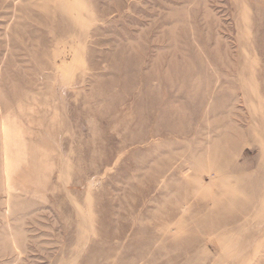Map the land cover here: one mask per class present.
<instances>
[{
  "label": "rangeland",
  "instance_id": "rangeland-1",
  "mask_svg": "<svg viewBox=\"0 0 264 264\" xmlns=\"http://www.w3.org/2000/svg\"><path fill=\"white\" fill-rule=\"evenodd\" d=\"M262 133L264 0H0V264H264Z\"/></svg>",
  "mask_w": 264,
  "mask_h": 264
},
{
  "label": "bare ground",
  "instance_id": "bare-ground-1",
  "mask_svg": "<svg viewBox=\"0 0 264 264\" xmlns=\"http://www.w3.org/2000/svg\"><path fill=\"white\" fill-rule=\"evenodd\" d=\"M261 130H263V129H261ZM245 134H246V131L244 129H239L237 127H233V126L229 125L228 128L225 130V132L222 134V137L220 138V140L225 138L226 142L228 141V143L229 142L232 143L233 142V138L235 140L236 139H241V137H243ZM262 134H264V133H262ZM227 147H228L227 145L222 146L218 142L217 143H213L211 148L209 149V151L206 152V154L207 153L208 154L206 155L203 152V154L201 156L197 157L196 163L198 165L199 164H203V161L206 160V158H207V159H211V162L215 163L214 165L227 164V163L230 164L231 159H228V156L223 154L224 153L223 151H226ZM234 169L238 173L237 177H235L236 178L235 181L238 182V188H236V189L230 188V190L232 192V195H236L238 197H241L242 199H244L243 197H245L246 200L244 199V202H246V204H249L250 202L252 203L253 199L255 197L254 193H256V191H255V188L257 187L256 182H254V180L251 181L250 180L251 176H247V174L243 170L239 171L240 169L238 167H235ZM242 184L244 185V187H242ZM180 188H182V187H180ZM246 189L249 190L248 193L245 192ZM223 208H225V207H223ZM224 222L217 220V222H213L212 224L215 225V226L216 225L222 226V225H224ZM238 239L236 240V247H237L236 250L237 251L241 248V247H238V243L240 242V240H238ZM239 251H241V250H239Z\"/></svg>",
  "mask_w": 264,
  "mask_h": 264
}]
</instances>
